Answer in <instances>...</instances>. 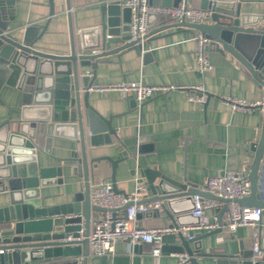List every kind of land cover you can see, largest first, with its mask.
I'll return each instance as SVG.
<instances>
[{"label": "water", "instance_id": "95a60500", "mask_svg": "<svg viewBox=\"0 0 264 264\" xmlns=\"http://www.w3.org/2000/svg\"><path fill=\"white\" fill-rule=\"evenodd\" d=\"M49 1V14L43 25L28 24L21 35L14 20V0H0V88L6 85L18 91L17 113L0 123V184L7 193L6 202L0 206V264H87L89 246L87 234L92 212L106 209L94 204L89 194L90 168L101 159H107L112 166L110 176L113 191L124 193L115 185V163L110 157H88L87 147L108 144L115 129L111 125L113 115L105 117L88 101L89 88L93 85L100 58L110 55L119 57L123 52L137 49L142 52V40L150 34L170 26H185L209 38V47L235 58L263 91V101L257 105L262 110L260 135L257 141L243 147L252 153L248 179L250 194L236 198L243 205L259 206L264 214V195L261 193V168L264 164V12L263 14L242 11L243 3H264V0H200V7L208 12L202 22L180 20L151 28L140 38L132 39L130 33L131 8L126 0H96L99 9V23L77 34L72 26L70 0H65L68 20L69 49L58 54L42 51L36 42L45 31L55 14L53 0ZM176 0H149L154 5L172 6ZM184 4L188 0H182ZM152 13V12H150ZM150 13L147 15L149 16ZM156 17V13H153ZM87 31H92L89 44L83 42ZM79 37V39H78ZM143 59L147 53H142ZM105 60L101 61L104 62ZM89 67V72L85 71ZM204 94L206 106L211 93L205 90L187 89ZM142 104L138 107L141 108ZM137 107L136 101L128 99L127 112ZM53 137L76 141L80 155L71 154L76 161L75 170H80L83 188L74 193L73 200L59 205L43 206L40 186L62 181V168L37 165V152L50 153ZM63 161L64 160H60ZM148 188L147 197L137 202L161 201V208L178 226L184 204L194 194L223 201L217 214L218 227L205 233L187 237V231L176 232L178 243L168 245V250L185 252L191 264H198L197 256H209L200 252L199 242L204 236L223 230L222 214L228 199L199 189L195 183L180 177H171L159 170L144 168ZM133 201L125 203L120 210L126 216V208ZM193 206V199H192ZM160 215L158 208H152ZM116 216L117 210H112ZM254 238L261 256L253 260L252 247L232 242L229 251L222 248L216 264H264V223L256 226ZM70 238V239H67ZM195 244V246H191ZM163 250V247H161ZM137 253V244L132 247ZM80 256L69 261H55L62 256ZM138 258H133L137 264Z\"/></svg>", "mask_w": 264, "mask_h": 264}, {"label": "crops", "instance_id": "0c3cea01", "mask_svg": "<svg viewBox=\"0 0 264 264\" xmlns=\"http://www.w3.org/2000/svg\"><path fill=\"white\" fill-rule=\"evenodd\" d=\"M14 20L12 26L22 29L28 24L43 25L49 14L48 0H14ZM182 0H176L177 6ZM55 14L36 42L38 49L58 54L67 53L69 49L68 20L65 0H53ZM72 26L77 34L82 29H89L99 23V9L96 0H70ZM200 0H188L187 6L200 7ZM201 8V7H200ZM203 9V8H202ZM242 11L263 14L264 3H243ZM163 16L153 13L146 16L147 27L175 23ZM194 29L177 25L170 26L142 40V52L132 49L119 57L110 55L99 59L93 84L117 83L120 81L142 80L161 85H199L211 93L206 106L204 102H195L189 98L190 92L182 88L167 91H155L154 94L137 107L127 112L128 99L117 90L103 93L90 90L88 101L99 113L108 117L113 115L111 125L115 129L112 141L108 144L88 146V157H110L116 160L114 177L117 189L131 194L134 191V179L146 183L141 173L144 168L161 171L171 177H180L195 183L199 189L204 188L206 179L220 173L224 168L249 170L252 153L239 145L257 141L260 135L262 110L257 105L247 110L232 109L224 97L245 99L249 102L263 101V91L254 83L240 63L229 54L222 55L207 44L212 70L203 75L196 67ZM92 31H87L83 42L89 44ZM79 39V37H78ZM147 53L143 59L142 53ZM105 60L104 62H101ZM89 72V67H85ZM19 92L3 85L0 88V123L17 113ZM142 104L141 108L138 106ZM80 155L76 141L53 137L49 154L37 152V165L61 167L60 183L40 186V198L43 206L59 205L73 200L74 193L83 188L80 170H75L77 163L71 160V154ZM64 160L60 161V160ZM95 167L90 168L89 181L102 179L111 184V163L101 159ZM148 191V188H147ZM147 191L140 194V199L147 197ZM261 193L264 195V164L261 168ZM7 200V193L0 184V206ZM192 199L184 204L183 212L177 221L180 227L194 225L197 219L192 215ZM222 205L207 213H219ZM160 215L153 211L137 213L134 222L141 227H160L172 225L171 219L158 208ZM103 213L92 212V217ZM121 216L122 211H117ZM225 212L222 214V219ZM264 223V214L262 215ZM254 228L238 226L233 231L223 228L220 233L204 236L200 239V252L211 253L209 256H197L198 264H216L218 253L222 248L229 251L232 242H240L252 247L256 243L252 236ZM207 231H192L200 234ZM68 239V238H67ZM176 232L164 233L161 237V255L150 253L151 244L139 242L137 253H133L128 240L119 239L110 254L87 258V264H177L176 253L168 250V245L178 243ZM195 246V244H191ZM80 256H62L55 261L79 259Z\"/></svg>", "mask_w": 264, "mask_h": 264}, {"label": "built area", "instance_id": "2783aa9c", "mask_svg": "<svg viewBox=\"0 0 264 264\" xmlns=\"http://www.w3.org/2000/svg\"><path fill=\"white\" fill-rule=\"evenodd\" d=\"M124 4L131 8L130 33L132 39L142 37L147 31L146 16L148 13H156L171 21L185 20L193 23L202 22L208 16V12L200 7L187 6L183 2L177 6L154 5L149 0H126ZM195 41V62L196 67L203 75L212 70V63L209 59L207 44L209 38L200 32H195L192 36ZM173 88L203 90L199 85H150L142 80L120 81L117 83H102L92 85L90 90L105 92L117 90L124 97L133 96L137 103L151 97L155 91H167ZM189 98L195 102H204L205 95L190 92ZM226 103L232 109L247 110L250 107L259 105L261 102H249L245 99L234 98L232 96L224 97ZM248 171L245 169L224 168L220 173L210 176L204 183V190L208 193L228 199L225 210L224 224L222 227L227 231H233L238 226H251L254 228L252 236L257 237L256 226L261 220L263 209L259 206L243 205L237 202L236 198H242L250 194V181ZM147 191V185L137 177L134 179V191L131 194L115 192L110 183L97 179L89 181V194L94 204L105 208L106 210L99 217L90 218L89 231L87 234L89 252L88 256H102L110 254L114 250V244L119 239L128 240L130 247L139 242L151 244L150 253L154 256L161 255V237L164 233L187 231V237H192V231H209L218 227L217 214L207 213V210H213L223 205V201L194 194L192 215L197 219L191 226L180 227L166 225L160 227H141L135 224L134 219L137 213H146L152 208H159L160 202L154 200L151 202H137L140 194ZM128 201L133 204L126 208V216L112 214V210L119 211ZM70 239V238H68ZM252 259H258L262 251L257 243L253 245ZM3 249L0 248V253ZM177 264H191L190 256L185 252L175 254Z\"/></svg>", "mask_w": 264, "mask_h": 264}]
</instances>
